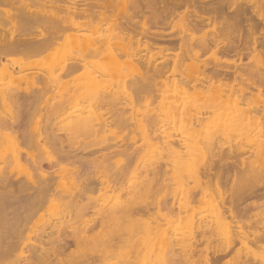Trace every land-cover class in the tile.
<instances>
[{
    "label": "bare ground",
    "instance_id": "1",
    "mask_svg": "<svg viewBox=\"0 0 264 264\" xmlns=\"http://www.w3.org/2000/svg\"><path fill=\"white\" fill-rule=\"evenodd\" d=\"M209 1L0 0V108L10 109L8 117L0 111V137L4 134L14 144L11 160L0 166V258L13 255L16 264H62L73 245L83 248L85 254L79 259L88 264H107L111 259L116 260L114 264H194L197 252L205 255V248L198 250V244L209 241L215 233L220 236L219 244L213 246L216 258L213 262L206 258L207 264H219L221 256L241 250L245 257L239 264L260 262L257 249H264V200L253 202L249 215L250 208L242 207V203L255 193L258 197L256 191H262L259 196L264 197V0H248L249 7L242 3L238 6L237 0ZM9 23L11 27H7ZM153 26L157 29L153 30ZM164 27H171L175 36L166 37ZM56 46L67 48L69 58L53 62L56 66L45 71L27 72L31 66L20 56H40ZM155 50L170 57L157 62ZM207 53L212 63L202 58ZM17 55L19 60L15 59ZM244 58L249 62L245 63ZM131 63L137 66V75L121 86L124 97L120 99L118 90L107 88V76ZM89 66L87 81L65 82V78ZM4 77H10L11 83L5 85ZM92 87L100 94L95 93L99 96L90 104L85 97L92 96ZM181 89H190L191 99L182 104L168 101L165 117L168 123L186 117L188 134L173 137L162 131L158 115L138 119L135 127L148 142L160 145L163 154L141 167V178L135 177L134 194L108 205L106 196L100 200L94 194L107 190L109 179L124 187L128 171H133V165L129 166L135 151L127 154L123 168L107 177V152L100 155L98 148L92 149L89 157H84L83 151L89 146L82 144L77 152L66 150L67 142L54 133L56 128L52 127L57 125L51 119L43 118L47 121L44 129L33 135H26L24 130L28 124L22 114L30 118L39 108L32 103L43 102L47 93L54 91L59 101L45 112L59 116L75 108L72 128L68 125L65 129L69 137L70 130H86L99 136V140L107 131L106 112L102 110L115 109L118 112L113 114L116 112L127 122L123 112L138 103L142 92L162 90L165 97L173 98ZM82 100L89 104L85 109L80 106ZM229 116L231 122L227 120ZM213 123L218 131L209 130ZM231 128L240 131L235 148L227 145L225 130ZM203 131L206 134L201 142L195 140ZM243 131L254 133V146L246 142L250 147H245ZM24 146L44 153L50 152V147L55 150L57 155H51L49 160L51 173L45 169L44 159ZM80 151L83 155H79ZM247 154L254 155V159L247 162L241 158L237 162V157ZM23 158L35 171L26 183L12 179L6 171L8 166L22 163ZM228 168L234 171L231 178ZM185 174L192 185L179 200L171 189L182 183ZM64 176L71 179L72 191L58 190V180ZM128 182L131 183L127 180V185ZM159 189L168 193L162 200L157 197ZM213 192L219 194L220 200L211 207L209 204L213 211L209 209L212 212L207 215L212 219L205 214L206 219L201 216L196 225L183 232L174 233L166 225L181 220L183 212L194 211L196 203ZM50 199L63 207L62 217L66 220L49 225V230H37V241L31 246L24 244L21 239L31 230L24 223L28 210L38 213Z\"/></svg>",
    "mask_w": 264,
    "mask_h": 264
},
{
    "label": "rangeland",
    "instance_id": "2",
    "mask_svg": "<svg viewBox=\"0 0 264 264\" xmlns=\"http://www.w3.org/2000/svg\"><path fill=\"white\" fill-rule=\"evenodd\" d=\"M212 1L217 2L218 0H211L208 3L212 2ZM240 3H242L241 6L244 5L243 7H249L248 6L249 5L248 0H237L238 6H240ZM248 14H250V13H248ZM175 21L178 22L177 19ZM7 27H11V24L10 23H9V25L7 24ZM263 28H264V26L261 27V31L264 30ZM152 29L156 30L157 28L155 26H153ZM164 30H165V32H167L166 37L175 36V34H176V32H173V33L171 32V27H164ZM155 42H156V40H155ZM157 43L162 44L163 41L157 40ZM63 47H66V46H63ZM60 49H63L62 46H59V48H58V46H56V48L53 47V48H49V49L45 50L42 54H40V56L38 55V56L31 57V58L20 56V58H23L22 59L23 62H25L31 66V67H29V70L27 72H38V71L41 72V71H45L51 65L56 66V64H53V62L54 63L56 61L61 62V60H64L65 57L67 59L69 58L68 56L70 55V51L67 48H64L63 52H62ZM67 50H68V52H67ZM153 53L155 54L154 56H155L157 62H161L163 59L170 57L169 54H161L160 53L162 55L161 56L158 54V51H156V50ZM59 54H61L60 56L63 58H61L59 56ZM209 56H210L209 53H207L202 58L205 59L207 62L212 63L213 62V61H211L212 58H210ZM59 58H60V60H59ZM15 59L19 60V56H18V58H15ZM107 61H109V59H107ZM59 62H57V65L59 64ZM105 62H106V60H105ZM244 62L248 63L249 62L248 58H244ZM107 63H109V62H107ZM125 64H127V63H125ZM134 65L135 64L131 63L129 65H126V67H125L123 64L121 66H124V67L121 68V66H120V68L117 70H116V68H118V67H116L115 68L116 71L113 70V73L111 74L112 77L107 76V88L112 86V87H114V89L118 90L120 93V99H122L124 97L121 94L122 93V87L121 86L124 84L125 81H127V80L129 81L130 79L134 78L137 75V73H136L137 66L135 65L136 66L135 67ZM90 69H91L90 66L88 68L87 67L80 68L78 71H76L73 74L72 77H67L64 80H65V82L68 81L70 83L71 82L83 83V82L88 80L86 78L88 77V71ZM0 70H1V66H0ZM56 70H58L57 67H56ZM188 71H190V70H187L186 73H190ZM11 81H12V79L10 77H4L2 79V82L5 85H8L9 83H11ZM22 86L23 87L26 86V83L23 82ZM93 87H96V86H93ZM93 87L90 91V92H93V94H90L92 96L86 95V97H85V98L88 97L86 101L89 100L90 104L95 103L91 100H94L93 98H97V96H99L98 94H100V90H98V92H96V91H94L95 89ZM98 88L99 87H97L96 89H98ZM185 89H186V87H185ZM181 90H183V89H181ZM181 90L173 98L172 97H170V98L165 97L163 95L162 90L157 91V93L156 92L151 93L149 90L142 92V94L140 95L141 97H140L137 104H135L134 106H129V107L125 108L123 115H125V117H127V119H128L127 122L121 120V117L118 116L119 114L116 115L117 114L116 112H118V111H116L114 108H113L114 109L113 112L116 111L114 114H113V112H108V111H110L108 108L107 109L103 108V109H106V110H102V112H103V114L106 112L105 113L106 115L104 114V116L107 117V131H106V133H104L105 135H103V136H105V138H103L101 136L103 139L101 138L99 140H97L99 136L97 137V136L91 134L90 132H88L86 130H81V131L79 130L78 132H76V130L73 129L75 132L72 131V133L70 130V131H68V132H70V135H71L69 137V135L67 134V131H65V129L67 130L68 125H69L70 129L72 128L71 121L75 115V110H76L75 108H73V109L71 108L69 110L66 109V111L68 110V112H66L65 114H61L62 113L61 112L59 116H57L58 114L55 115L57 117L49 116L50 115V114H48L49 112L48 113L45 112V111H48L45 109L52 108L53 106H51V105H55L59 101L58 99H56V98H59V94L54 91L55 93L51 92L53 94L47 93L46 100L44 99L43 102L40 101L38 104V101H35L32 103L33 106H36V107L38 106L39 108H37V111L35 112V114L33 113L32 116L31 115L29 116L30 118H27L28 116L27 115L25 116L24 115L25 113L22 114L26 118L25 119L23 117V119H25L24 122L27 121V124H28L26 127L24 126V128H25L24 130L26 131L25 132L26 135L27 134L33 135L34 132L38 131V129H44L47 121H49V119H51L50 121L51 122L54 121L53 123H55V125H57V126L52 127L53 130L56 128V131H54V133H57L58 134L57 136H59L60 138L62 137L61 139H64V142H67L65 144L66 150L68 149L70 151H73V150L75 151L77 149V147L80 144H82V145H86V146L88 145L89 146L88 149L83 151L84 152L83 154L85 155L84 157H86V156L89 157L88 152L91 151L92 149L98 148L97 150L100 151V152H98V154L101 153L100 155H102V153L107 152V157L109 158L107 160L108 161L107 167L109 166L108 167L109 170L107 169V171H108L107 177H109L111 175V172H116V171L120 170L121 168H123V166L127 163V154L135 151L136 156H135L134 160H132L133 163H131L129 166V167H131L133 165L132 170L134 172L132 170L131 171L134 174L132 175L131 174L132 172L129 173V171H128V174H130V176L127 175L129 177V179L126 176L125 182H124V184H125L124 187L127 186L126 187L127 190L125 191L126 188L121 187L122 185L120 183L115 185V183L112 182V179H109L107 182V190L97 192L94 194V197H98L100 200L106 196L107 198L105 197V199H107V205H108V203H110V202L111 203L112 202L114 203L115 201L118 202V201L124 200L125 198H128L131 194H134L133 189H134V185H135V177L137 176V177L141 178L140 177V176H142L141 175V172H142L141 167L148 166L150 163L158 160L161 157V155L163 154V150H162V147L160 145H157L155 142H154L155 144L152 142H148L146 137L144 136V133L135 127L134 124L136 123V121L138 119H141V118H144V117H147L150 115H158L159 121H161V122H159V121L158 122L161 125L160 127H161L162 131L173 135V137L184 138L185 134L186 135L188 134V130H189V128H187V126H188L187 120L188 119L186 117L182 116V117H180L181 119H178L179 118L178 117L177 118L178 120L174 123H168L167 119L165 117V112L168 110V107H167L168 101L171 100V101H173V103L182 104L183 101L187 102L191 99L192 94H191L190 89H189L190 93H189V91H184V90L181 91ZM95 93H98V94H95ZM77 96H79V94H77ZM81 99L84 100L83 97ZM83 100H82V102H81L82 104L80 106H82V108L85 109V107L89 106V104H88L89 101L84 102ZM94 101H96V100H94ZM161 103H162V106H161ZM165 104H166V106H165ZM85 105H88V106H85ZM230 107H231V105H229V108ZM7 109H5L4 107H3V109H2V107L0 108V111L3 113V115L5 114L6 117H8L10 115L9 114L10 109H8V110ZM37 112H39V113H37ZM162 114H163V116H162ZM45 115H47V116H45ZM52 117H55L54 118L55 120L52 119ZM163 117H165V118H163ZM214 117H215V115L211 114V119L213 118V120H215ZM43 118H46L44 120L48 119L46 121V123L44 122ZM227 120L229 122H231L232 119H230V116H229V118ZM43 123H45V124H43ZM162 123H163L164 127H163ZM214 123H217V122H214ZM52 124H51V126H52ZM170 125H172L173 128ZM213 126L214 127L211 126L210 127L211 129H209V130L218 131V126L216 124H214ZM22 129H23V127H22ZM225 131H226V135L228 137L227 140L229 142V144L227 142V145L231 144L232 147L235 148L236 145L238 144V141H239V138H238L239 134L238 133L240 131L238 132V129H236V128L235 129H232V128L226 129ZM205 134L206 133H204V131L197 134V137L195 138V140L201 142V140L205 137ZM253 134H254L253 132L252 133L244 132V131L242 132L241 138H242V141H243L245 147L254 146L255 139L254 138L252 139V137H254ZM91 135H93L95 137H93ZM198 135H200V136H198ZM200 137H202V138H200ZM0 138L3 141V145L0 146V166L2 167V166H5V164H7L11 160V155H12L11 152L14 149V144L11 143L9 138L4 134L1 135ZM95 138H96V140H95ZM246 142H249L248 145H250V146H248ZM96 143H100V145L99 144L97 145ZM101 143H103V145H102L103 147H101ZM113 144H115V145H113ZM24 147L25 148L27 147L26 150L30 149V150H32L31 152L34 151L33 153L35 155H37V157H41L42 160L44 159L43 165H44L45 169L51 173L52 168L50 167V161L49 160L51 159V155H57L55 150L51 151L53 149L50 147V149H49L50 152L44 153V152H39V151L35 150L34 148L33 149L28 148V146H24ZM108 147H109V149H106ZM217 149H218V143H215L214 153H213V157H214L213 160L215 161V163L217 162V156H216V150ZM110 151H112V152H110ZM76 152H77V150H76ZM81 152L82 151L79 152V155L82 154ZM36 153H38V154H36ZM108 153H110L112 156ZM241 158H244L245 161L250 162L254 159V155H248V154L247 155H241V156L237 157V159H236L238 163H240ZM199 159H200V157H199ZM100 166H101V164H100ZM140 169H141V172H140ZM129 170H130V168H129ZM228 170H230L229 171L230 173L228 174V176H229V178H231L234 174L233 168H231V169L228 168ZM6 171L9 174V176L12 177V179L16 178V179H18V181L19 180H20V182L24 181L25 183L29 180L30 177H34V175H35V171L31 167V165L27 162V160H25V158H23V161L20 164L8 166ZM139 172H140V176L138 174ZM108 173H109V175H108ZM149 173H150V171H149ZM187 174L190 177L189 173H187ZM230 174H231V177H230ZM150 175H151V173H150ZM186 176L187 175L185 174V178L183 179L182 183L180 182V183L174 184L172 189H171V193L175 194L176 198L179 200L183 199V194L185 196L188 186L192 185L191 184L192 181L190 180V179H192V177H190V179H189ZM126 179L128 181L130 180L131 183L128 182L129 184L127 185ZM137 181H139V179H137L136 182ZM230 182H231V179L229 180V182L227 181V185H229ZM58 183H59V185L57 188L61 192H69V191L73 190V185L71 184V179L69 177H67V178H66V176L61 177L58 180ZM180 184H182L181 187H179ZM122 188H124V189H122ZM127 191H128V193H127ZM26 193H28V192H26ZM166 193L167 192H165V190L159 189L157 197L160 200H162L168 194V193L167 194ZM117 194L119 195V197ZM254 195H252V196H254ZM116 197H118V198L121 197V198L118 199ZM218 200H220L219 194L216 192L215 193L213 192L212 195L210 194L207 197H205L204 199H202V201H200L199 203L197 202L195 205L196 207H195L194 211L191 210V212H189V213L183 212L182 213L183 217L181 220H179V221L177 220V222L175 220V222L173 221V222H170V224H166V225H170L169 228L174 233L179 232V231L183 232L184 230H187L192 224L196 225L198 220L201 218V216H204L205 214H206L205 216H207L208 219H212V217L209 218V216H211V215H207V214H211V212L213 211L212 208H209V204L211 207V205L218 202ZM227 204L229 205L230 201H228ZM209 209H211L212 211ZM30 210H32V209H29L28 210L29 212L27 211L28 214L30 212H32V213H30V215L27 214V216L29 218L27 217V219L24 221V223L26 225L30 226L32 231L29 230L27 232L28 235H26V237L21 239L23 241V243L28 245V246H31L32 243L37 241L36 240L38 237L37 233L39 232V231L37 232V230H41L42 228L49 230L48 229L49 225L54 224V223H59L62 220H66L65 218L62 217L64 214L63 207L55 199L48 200L47 203L39 210L38 213H36L33 210L32 211H30ZM0 215H1V213H0ZM205 216H204V218L206 219L207 217H205ZM72 220L76 221V219H74V218H72ZM0 221L2 222L1 217H0ZM159 223H160V221H159ZM35 229H36V233L34 231ZM219 237H218V235L216 236L215 233H213V236L211 239H209V241H207V242L201 241L198 244V250L200 249V251H201V249L205 248L204 249L205 255H198V254H200V252H197L195 254L196 256L193 258V260L197 261V262L194 261V264H199V263L200 264H207V261L209 259L207 260L206 258H208V257H210L211 261H212V259H213V261L215 260L214 258H216V255L215 256L212 255L213 251L215 250V248H213V246L215 247L216 244L217 245L219 244V242H218V241H220ZM197 238L200 239L201 235H198ZM71 248H72L71 251L67 255H65L64 259L62 260V264H88L86 261L79 259V257L81 255L85 254V251L83 250L82 247L72 245ZM165 248H168V244H166V243H165ZM207 251H208V253H207ZM242 251H244V250L240 251L241 254L238 251H233V252L229 253L228 255L221 256V259L219 258L217 263H219V264H239V261H241V259H244V257H245V255L242 254L243 253ZM206 254H208V255H206ZM257 254H258L257 255L258 258H260V260H259L260 262H258L256 264H262L263 263L262 260H264V249L261 247L258 248ZM12 256L13 255L7 256L6 258L2 257L3 259L0 258V264H16L14 262V260L12 259L14 256L13 257ZM115 261H116L115 259H111L107 262V264H114Z\"/></svg>",
    "mask_w": 264,
    "mask_h": 264
},
{
    "label": "flooded vegetation",
    "instance_id": "3",
    "mask_svg": "<svg viewBox=\"0 0 264 264\" xmlns=\"http://www.w3.org/2000/svg\"><path fill=\"white\" fill-rule=\"evenodd\" d=\"M257 193H258V197L256 196L257 194L255 193V195L253 196V197H255V198L252 197V199H251V196H250V197H247L246 200L244 201V203H242V207H246V206H247V207H248L247 209L250 208V209H249L250 211L247 210L248 215L253 211V210H251V208H253V207H252V203H253V202H255V201H257V200H258L259 202H261V201L264 200V197H261V198H262V199H261L260 196H259V194L262 193V191H257ZM256 197H257V198H256ZM259 198H260L261 200H260ZM247 199H250V200H247Z\"/></svg>",
    "mask_w": 264,
    "mask_h": 264
}]
</instances>
